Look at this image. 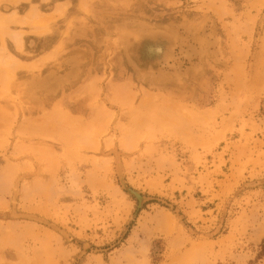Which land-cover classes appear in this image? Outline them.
<instances>
[{
    "label": "rangeland",
    "instance_id": "1",
    "mask_svg": "<svg viewBox=\"0 0 264 264\" xmlns=\"http://www.w3.org/2000/svg\"><path fill=\"white\" fill-rule=\"evenodd\" d=\"M0 264H264V0H0Z\"/></svg>",
    "mask_w": 264,
    "mask_h": 264
}]
</instances>
